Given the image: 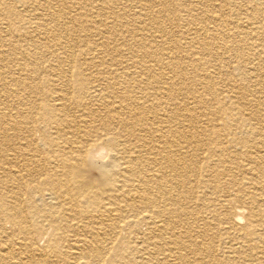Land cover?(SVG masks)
Instances as JSON below:
<instances>
[{
	"label": "bare ground",
	"instance_id": "bare-ground-1",
	"mask_svg": "<svg viewBox=\"0 0 264 264\" xmlns=\"http://www.w3.org/2000/svg\"><path fill=\"white\" fill-rule=\"evenodd\" d=\"M2 1L0 264H264V0Z\"/></svg>",
	"mask_w": 264,
	"mask_h": 264
},
{
	"label": "rangeland",
	"instance_id": "rangeland-1",
	"mask_svg": "<svg viewBox=\"0 0 264 264\" xmlns=\"http://www.w3.org/2000/svg\"><path fill=\"white\" fill-rule=\"evenodd\" d=\"M173 1H175V2H173ZM198 1V0H197ZM204 1V0H203ZM206 1V0H205ZM208 1V0H207ZM215 1H217V2H219V0H215ZM171 2L172 3H169V6L167 7V9H169L168 11H169V13H176V12H178V13H180L181 12V14L183 13V14H186L187 13V10H188V7H187V5L186 4H188L189 2H187V3H181L179 0H171ZM178 2L179 3H181V7L180 8H178V10H177V8H174V5L175 4H178ZM209 2H214L213 0L212 1H209ZM3 3H8V4H11V2H9V0L8 1H2V4ZM159 4V3H158ZM69 6H71V4L69 5ZM171 7V8H170ZM0 8H2V5L0 4ZM153 10H154V12L155 13H157V7H154L153 8ZM229 11V12H228ZM232 11V12H231ZM236 14H237V11H235V9L234 10H231L230 8L228 9H225V11H224V13L222 14V15H224V17H228V18H231V17H234V16H236ZM209 15V14H208ZM157 17H158V19L159 18H161L162 16H161V14H159V15H157ZM11 18V17H10ZM169 21L168 20H166L165 21V23H164V26L166 25V26H169V27H173V25H175L176 26V28H181V29H183V28H188V26L187 25H184L182 22L181 23H179V22H174V24H172V23H169ZM205 23H207V24H209V26H212L213 24L212 23H210V21L208 20V19H205ZM172 24V25H171ZM211 28H214V27H211ZM215 29H217V28H215ZM196 48V47H195ZM195 48H191L192 50H194V51H196L197 49H195ZM189 50V51H186L185 53H187V54H189L192 50ZM215 50H218L219 51V49H215ZM192 56V58L193 57H196L197 55H191ZM194 60V59H193ZM213 63H211V65H212ZM192 67V65L189 67V68H191ZM209 70V69H208ZM209 72H210V70H209ZM236 75H238V74H236ZM235 75V76H236ZM221 82L220 83H215L213 86H215V87H220V88H223L224 87V81H225V79H221L220 80ZM244 82V81H240V82H237L236 84H242V83ZM218 87V88H219ZM203 105V104H202ZM214 105V106H213ZM201 106V105H200ZM219 106V103H217V104H211V105H209L208 103H207V105H206V107H205V105L204 106H201L202 108H198L197 110H198V112L196 113V115H198V114H205V113H210L211 112V110L213 109V107L214 108H216V107H218ZM225 111H227L228 113H230V115L231 116H236V111L235 110H233V108H228V109H226ZM207 116L209 117L210 115L209 114H207ZM207 116L206 117H203V118H201V119H203V120H199L200 122H199V124H197V126L199 127V128H201V129H199L197 126L194 128V131H195V134L198 136V139L200 140V143H198L197 144V146H196V156H204V155H206V151H204V150H207V148H209V149H211V146H212V143H210L209 142V140H210V137H211V132H212V130H217V128H218V130L220 131V133L222 134H225V135H227L230 139L231 138H233V136L235 137L236 135V133H238V132H242V133H244L245 132V130H246V128L247 127H245L241 122H239V123H237V124H234V125H232L231 124V122L230 123H227V125L226 126H224V125H222V127H211V125H206L205 123H203L204 121L205 122H207V120L205 119V118H207ZM198 117V116H197ZM216 119V118H215ZM222 119L223 120H225V117H224V115H222L221 116V118H218V120H216L215 121V123L214 124H218V122H221L222 121ZM256 121V120H255ZM255 121H253L254 123H255ZM202 124L204 125V126H202ZM207 126V127H206ZM203 128V129H202ZM209 128H210V132H209ZM202 131V132H201ZM206 131V132H205ZM234 131V132H233ZM208 132V133H207ZM233 132V133H232ZM210 133V134H209ZM205 138V139H204ZM202 140H203V142H202ZM204 141H205V143H204ZM207 141V142H206ZM203 145H202V144ZM224 145L226 144V143H223ZM203 146H205V147H203ZM203 147V148H202ZM238 147V148H237ZM200 150V151H199ZM205 152V153H204ZM238 154V153H245V149H244V147H242V146H236V147H232V146H228V151L227 152H225V153H223V154ZM222 154V155H223ZM236 205H238V203H236V202H233V206H236ZM140 226V227H139ZM142 226V227H141ZM138 228L139 229H141L142 231H143V229H144V231H145V228H144V226L143 225H138ZM132 230V229H131ZM129 229H125V230H122L121 231V233H120V236H121V238H124V239H128L129 238ZM132 236H131V240H132ZM129 241V240H128ZM128 244V243H127ZM127 244H125L124 246H126V248H127ZM191 255H189L187 258H188V260L187 261H190V263L189 264H199V259L202 257V255L200 256V255H196L195 257H193V256H191ZM162 259H161V258ZM159 258H158V260H163V258L164 257H162V256H160ZM169 258H171V260H169L168 262L169 263H171V264H178V259H176V257H169ZM178 258V257H177ZM173 259V260H172ZM176 259V260H175ZM137 258H135V260L132 258V257H130V255H128L127 257H125V263L124 264H134L135 262H137ZM198 260V261H197ZM155 261V260H154ZM173 261H176V262H173ZM155 263V262H154ZM114 264H119L118 262H114ZM138 264V263H137ZM155 264H159L158 263V261L155 263ZM162 264V263H161ZM182 264V263H181Z\"/></svg>",
	"mask_w": 264,
	"mask_h": 264
}]
</instances>
